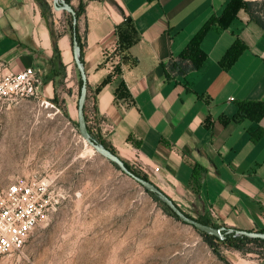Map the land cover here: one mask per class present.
Instances as JSON below:
<instances>
[{"label": "crops", "instance_id": "1", "mask_svg": "<svg viewBox=\"0 0 264 264\" xmlns=\"http://www.w3.org/2000/svg\"><path fill=\"white\" fill-rule=\"evenodd\" d=\"M51 1L0 0V71L33 68L47 99L57 79L53 32L57 64L78 69L72 34L57 31ZM231 1L83 0L77 27L94 114L116 155L182 211L257 232L264 229V30L237 8L226 27L210 25L197 55L188 49ZM236 40L242 50L227 66L223 57ZM175 61L189 68L170 69ZM230 254L233 264H264Z\"/></svg>", "mask_w": 264, "mask_h": 264}, {"label": "rangeland", "instance_id": "2", "mask_svg": "<svg viewBox=\"0 0 264 264\" xmlns=\"http://www.w3.org/2000/svg\"><path fill=\"white\" fill-rule=\"evenodd\" d=\"M255 3L264 22V0ZM56 5L62 6L60 1ZM49 7L57 31L71 33V13L55 12L52 1ZM80 80L72 64L56 79L57 103L39 96L0 105V194L17 181L36 177L53 181V190L61 195L25 246L0 264H233L231 252L264 258V245L247 244L237 251L215 241L226 262L221 260L203 235L170 215L163 203L97 152L89 141L101 145L104 139L88 91L83 127L89 140L79 129ZM222 234L240 235L232 229Z\"/></svg>", "mask_w": 264, "mask_h": 264}, {"label": "built area", "instance_id": "3", "mask_svg": "<svg viewBox=\"0 0 264 264\" xmlns=\"http://www.w3.org/2000/svg\"><path fill=\"white\" fill-rule=\"evenodd\" d=\"M40 84L38 73L30 67L18 73L0 71V105L37 99ZM60 197L53 190V181L36 177L17 181L1 192L0 259L25 246Z\"/></svg>", "mask_w": 264, "mask_h": 264}, {"label": "trees", "instance_id": "4", "mask_svg": "<svg viewBox=\"0 0 264 264\" xmlns=\"http://www.w3.org/2000/svg\"><path fill=\"white\" fill-rule=\"evenodd\" d=\"M64 3H66L67 5L71 6L74 13H75V17L77 18V21L80 19V17L83 15L84 11H85V3L83 2V0L79 1V4L77 7H73L71 5V0H63ZM255 7H256V3L255 2H250V1H242V0H232L226 7V9L224 10L223 14L221 17L219 18H211L202 28L201 30L193 36V38L190 40V43L188 45V49L190 51V53L193 54H198L199 53V42L201 41L202 36L205 34V32L208 30V28L210 27L211 24L213 23H219L221 26L226 27L228 21L231 19V16H233L236 13L237 8H243L245 9V11L248 13L250 20L256 22L263 30H264V22H262L260 20V17H258L255 13ZM72 16V15H71ZM73 17H72V21L70 23V30H71V34H73L74 28H73ZM75 35H76V39H77V43L79 46V61L81 64H83V44H82V40L81 37L79 35L78 32V27H75ZM53 36V40L55 41L54 43V54H55V61H54V78L63 76L65 74V67L63 65H58L57 61L60 58V53L56 44V39L57 36L56 34L53 32L52 33ZM242 50V46L241 44L236 40L234 42V44L228 49V51L226 52V54L223 57V62L225 63V65H230L231 63H233L236 58L238 57L239 53ZM186 57L191 58L190 54L187 55H182L181 58L185 59ZM193 62V67H198V65ZM170 69L172 70H177L180 69V71L182 70H187L189 68V66H185L184 68L182 67V63L180 61H175L172 62L169 66ZM80 77L81 74L79 73ZM55 95L54 98L52 99L53 103H57L58 102V95L56 93V81H55ZM83 82L82 79L80 80V86H82ZM101 145L108 151H110L111 153L116 155L115 150L106 143L105 140H101ZM125 166L135 175L145 179V180H149L147 175L144 173H138L136 171H134L132 169V166L125 162ZM113 164V163H112ZM114 166H116L115 164H113ZM117 167V166H116ZM118 168V167H117ZM150 195L156 200V201H160V199L158 197H156L155 195L151 194ZM162 203V202H161ZM163 207L165 208L166 211H168V213L170 215H172L173 217H175L176 219H178L176 217V215L174 213H172L170 211V209L168 207H166L163 204ZM189 217V214H186ZM197 221H199L200 223L204 224V225H208V226H212L215 228H223V229H232V228H226L223 227L217 223H215L210 217L208 216H198L197 218H195ZM232 230H236V229H232ZM199 232V231H198ZM259 233H264V229H261L259 231H257ZM201 235H203L206 238V241L209 242L211 248L213 249L214 253L223 261L226 262L225 257L220 254L219 249L217 248V246L215 245V241H217L218 243H220L221 245L225 246L227 249H234L237 251H244L245 250V246L247 244H256V245H264V240L262 239H255V238H248L245 236H241L238 235L236 237H233V235H227L225 236L223 239H217L215 237L209 236L207 234L201 233L199 232Z\"/></svg>", "mask_w": 264, "mask_h": 264}, {"label": "water", "instance_id": "5", "mask_svg": "<svg viewBox=\"0 0 264 264\" xmlns=\"http://www.w3.org/2000/svg\"><path fill=\"white\" fill-rule=\"evenodd\" d=\"M57 1L61 2L62 6L58 7L56 5ZM54 8L56 10H65L71 13L73 17V34H72V46L75 51V56H76V65L79 69V73L81 74V79H82V88H81V98L80 102L78 104V122H79V129L81 134L88 139L84 127H83V109H84V101L86 97V78H85V73L82 69V64L79 61V46L77 43L76 35H75V27L77 26V18L75 17V13L71 6L67 5L64 3L63 0H54ZM89 140V139H88ZM91 146L99 152L101 155H103L106 159H108L110 162L115 164L118 169L124 173L126 176L131 178L135 183H137L143 190L146 192H149L156 197L160 199V201L170 209L172 213L176 215L179 221H181L184 224H187L197 231L207 234L209 236L215 237L217 239H223L224 236L222 234L223 228H215L212 226L204 225L197 221L193 217L187 216L179 207L165 194L163 193L154 183H152L150 180H145L134 173H132L126 166L123 160H121L117 155L111 153L110 151L106 150L102 145L89 141ZM241 236H245L248 238H255V239H262L264 240V233H259V232H254V231H239Z\"/></svg>", "mask_w": 264, "mask_h": 264}, {"label": "bare ground", "instance_id": "6", "mask_svg": "<svg viewBox=\"0 0 264 264\" xmlns=\"http://www.w3.org/2000/svg\"><path fill=\"white\" fill-rule=\"evenodd\" d=\"M92 151V150H91Z\"/></svg>", "mask_w": 264, "mask_h": 264}]
</instances>
